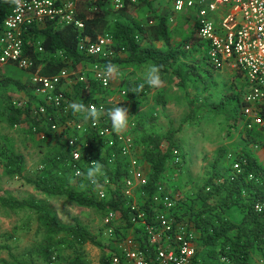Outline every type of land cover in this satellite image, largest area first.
<instances>
[{"label":"trees","instance_id":"obj_1","mask_svg":"<svg viewBox=\"0 0 264 264\" xmlns=\"http://www.w3.org/2000/svg\"><path fill=\"white\" fill-rule=\"evenodd\" d=\"M75 1L78 16L85 24L83 30L74 25H60L56 21L46 20L29 26L28 30L24 32L25 55L34 60L33 71L39 69L42 75L53 76L63 69H67L71 74L73 72L78 73L85 65L91 67L96 62L103 63L104 66L109 62L114 66L129 62L152 64L159 68L161 76L171 74L177 79L178 87L184 89H187L190 81L204 83V70H202L200 62L187 63L181 60L183 56L181 47H173L171 43L169 19L164 15L155 13L151 0H136L135 3L128 0L125 8L119 11L113 10L108 5V0ZM15 2L16 0H0V31L6 17L13 12ZM141 7H146L152 13L150 21H154V24L146 27L131 18H125L130 9ZM114 12H117L120 17L112 22L111 15ZM197 31L198 29L195 27L191 35L185 39L184 44L186 46H198L196 50L201 53L205 52V63L209 64L207 42L201 41ZM105 34H109L113 38V47L116 50L114 58L87 56L79 50L78 46L81 38L85 41H97L99 37ZM137 36H139V39H137ZM145 41L146 44H144ZM155 41H163L167 48L164 50L157 49L153 45ZM40 46L43 47V51L39 50ZM202 57L204 56L202 55ZM236 71L240 76L243 75L241 71ZM206 73L212 75L209 71H206ZM124 82L126 85L125 93L130 98L133 107L136 108L139 102L135 98L134 89L138 85L144 84V88L137 95L143 96L147 91H150V88L144 82H132L130 80ZM30 84H23L19 79L0 73V91L14 86L25 91L29 96L28 103L22 102L20 106L18 103L21 102L7 97L4 100L1 114L9 126H18L25 123L28 126L30 135L35 136L39 132H43L46 134V140L56 134L47 126L41 125L40 120L37 121L31 116V104H45V102L30 94L28 90ZM94 91L104 92L107 89L89 75L83 80H78L73 89H65L64 94L68 98H74L80 104H85L88 107ZM156 100L161 105L166 104L165 95L161 91L156 94ZM189 103L192 110L193 101ZM242 104L243 101L239 95H229L220 103L213 105L212 111L229 113L228 119H231L235 126L238 120L243 118L241 114ZM46 106L48 115L53 116L55 108L50 105ZM191 118L192 115L185 120ZM109 125L112 126V122H109ZM176 132L177 129H172L164 136L150 134L144 140L146 145L140 162L146 161L150 164L147 173L148 184L143 187L149 196L161 183V179L170 164L180 166L186 160L184 152H181L175 140ZM247 134L249 140L255 143L258 142L257 138L259 136L264 138V134L251 129H247ZM63 147L64 151L48 159L50 163L45 164L39 170V174L35 179L27 178L26 182L32 184L38 192L43 193L48 198L55 196L67 197L80 206L96 208L103 211V213L116 208V211L118 210L121 214L120 218L123 217V219L129 220L128 211L123 205L124 198L121 187L124 175L127 172V157L122 156L118 148L112 149V151L108 149L107 154L104 156H101L99 151L97 152V159L103 171L101 177L98 176L97 179L100 182L110 181V184H107L109 187L108 196L99 199L95 192V186L86 177L87 170L91 168L87 162L82 165V177L76 179L84 181L88 195L76 190L75 185L72 183L74 172L70 150L67 143ZM175 151H177L180 158L178 163L175 162L177 155ZM110 152L112 154L114 152L116 155L113 161L114 164L109 161ZM3 156L6 172L9 175L22 177L24 156L10 149L5 150ZM238 159H241L243 167V173L238 178L231 179L232 167L230 164V171L226 178L221 179L218 175L211 177L206 182L203 192L199 193V199L196 203L189 204L180 197L173 212L179 218L189 221L194 228L198 242L197 255L206 264H252L253 255L260 252V245L264 238V212H256L254 206L257 202L264 203V180L251 181L247 177L250 173L256 175L264 173V167L248 151L232 158V161ZM0 203L11 211L27 210L39 217L46 245L43 256L48 263L53 258H55V262L57 261L56 247L63 244L67 237L71 238L78 247H83L87 243L102 247L104 245L81 223L72 226L62 224L44 200L33 196L19 199L10 194H5L0 196ZM129 225L130 223L127 226ZM104 247L108 250L107 244ZM1 249H9V247L0 245ZM223 257L226 261H221ZM0 262L8 264L2 259H0ZM71 264H87V262L83 256L79 255ZM100 264H110L106 254L102 256Z\"/></svg>","mask_w":264,"mask_h":264},{"label":"built area","instance_id":"obj_2","mask_svg":"<svg viewBox=\"0 0 264 264\" xmlns=\"http://www.w3.org/2000/svg\"><path fill=\"white\" fill-rule=\"evenodd\" d=\"M127 1L108 0V5L119 11L125 8ZM192 8L196 10L197 35L201 41L207 42L209 64L217 69L232 67L243 73L245 93L241 114L246 131L251 129L264 134V0H175L174 9L177 12ZM46 20L56 21L60 25H74L80 30L85 28L78 16L75 0H16L13 12L6 17L0 31V69L11 64L31 72L32 93L46 105L54 107L55 113L49 116L45 104L33 103L30 114L37 121L40 120L41 125L64 135L75 178L82 177L85 162L91 168L99 164L97 149L100 144L118 148L121 155L127 157V172L121 187L129 220L120 218L121 214L116 208L106 212L104 225L108 235L109 263L203 264L197 255L194 228L189 221L173 214L180 195L171 193L162 182L150 196L143 189L148 184V171L140 158L132 155L135 150L132 139L113 131L108 119L101 116L102 106L88 105V110L98 113L95 119L89 118L86 113L83 119L76 118V113L70 107L71 99L64 94V84L71 74L67 69L53 76L42 75L39 69L32 70L35 62L25 55L23 35L29 26ZM78 47L87 56H116L113 38L109 34L99 37L97 41L81 38ZM39 50L43 51V47L40 46ZM104 68L103 63L96 62L90 71L96 81L109 89L113 75L106 76ZM77 78L83 80L85 73L80 71ZM21 104L18 103L19 106ZM71 131L75 134H70ZM37 135L46 138L43 132ZM175 162H180L178 154ZM231 167V179L243 173L241 159L233 161ZM247 179L263 181L264 173H250ZM107 184H110L109 180L92 184L99 199L108 196ZM254 207L256 212H264L263 202H257ZM260 246V257L256 264H264V238ZM222 260L226 261L224 257ZM55 263L53 258L49 264Z\"/></svg>","mask_w":264,"mask_h":264},{"label":"rangeland","instance_id":"obj_3","mask_svg":"<svg viewBox=\"0 0 264 264\" xmlns=\"http://www.w3.org/2000/svg\"><path fill=\"white\" fill-rule=\"evenodd\" d=\"M151 3L156 7V13L159 15L164 13V9H162L164 7L163 2L151 0ZM186 13L178 14L179 17L184 18V22L176 17V13L174 14L175 21L169 25L171 42L173 47H181L183 53V59L181 58V60L187 63L200 62V66L204 70V83L190 81L187 89H184L178 87L177 84L175 85L174 77L171 74H165L166 78L161 79L163 84L161 83L160 86L152 87L148 85L150 88L152 87L150 91L153 89V93L148 91L142 97L135 96L139 105L134 108L130 98L125 93L126 85L124 81L146 83V72L154 65L122 63L115 66L118 72L113 75L112 86L104 92L94 91L89 104L102 106L101 116L104 117L105 115L109 117L108 113L114 106L128 108L131 115L129 127L121 133L132 139L135 147L132 155L140 159L143 158V150L146 145L144 140L150 134L164 136L172 129H177L175 140L181 152H184L186 160L180 166L170 164L161 182L167 186L171 193L180 195L181 198L191 204L198 201L199 193L203 192L206 182L211 177L218 175L221 179L226 178L230 171V164L233 163L232 158L237 157V155L248 151L264 167V138L259 136L256 143L249 140L242 119H239L234 126L233 121L228 119L229 113L212 111L213 105L220 103L229 95L237 94L242 99L245 93L243 78L232 67L217 69L205 63V52L201 53L196 50L198 46L189 45L190 47L187 48L184 42L192 31L193 23ZM151 15L152 13L146 7L134 9L130 13V17L134 21L146 27L152 25ZM174 15L167 14L168 17ZM116 18L117 12H114L111 15V21L113 22ZM177 19L179 20L177 21ZM144 44H146V41ZM153 45L160 50L167 48L162 41H155ZM80 71L85 73V77L89 75L93 77V73L88 66ZM206 71L211 72L212 75H208ZM0 73L19 79L23 84L30 83L28 72L17 66L2 68ZM78 73L73 72L69 76L73 86L78 81ZM170 77H173L172 81L169 79ZM28 88L30 94L34 95L32 86L28 85ZM160 90L165 95V105L157 103L156 94ZM7 97H11L18 102L29 100V96L25 91L14 86L7 87L1 90L0 93V187L2 189L0 196L10 194L19 199L33 196L44 200L62 224L72 226L81 223L89 229L97 240L106 245L108 241L107 228L104 225L106 212L103 213V211L96 208L80 206L67 197L55 196L48 198L43 193L38 192L32 184L26 182L27 178H36L39 170L45 164L50 163L48 159L64 151L63 145L67 143V140L60 132H56V135L46 140L39 135L32 136L29 134L28 126L25 123L18 126H9L1 114L4 100ZM190 101H193L192 110ZM71 102L72 104H80L74 98H71ZM73 112L75 111L73 110ZM228 112L230 111L228 110ZM75 113L77 119L85 117V112ZM191 115L192 118L186 121L185 119ZM70 134H75V132L71 131ZM7 149L21 153L24 156L22 177L9 175L6 172L3 153ZM108 149L112 151V147H104L100 144L97 150L101 156H104L107 154ZM109 158L113 163L115 159L114 152L113 154L110 152ZM143 164H145L148 171L150 164L146 161H143ZM102 172L101 169L100 177L103 174ZM61 174L63 175V173ZM72 183L77 191L88 195L84 181L82 182L74 177ZM0 245L9 247V249L0 250V259L8 264H49L43 256L46 245L41 221L33 212L27 210L11 211L0 203ZM104 245L102 247L87 243L83 247H78L71 238L67 237L63 244L56 247L55 255L58 258L55 264H71L79 255L83 256L87 264H100L102 256L107 255V249ZM255 262L254 257L252 264H255ZM0 264H4V262H0Z\"/></svg>","mask_w":264,"mask_h":264},{"label":"clouds","instance_id":"obj_4","mask_svg":"<svg viewBox=\"0 0 264 264\" xmlns=\"http://www.w3.org/2000/svg\"><path fill=\"white\" fill-rule=\"evenodd\" d=\"M118 69L109 62L105 68L104 73L106 76L111 77L112 75L116 74ZM146 83L152 87H158L162 83L161 75L159 68L156 66H152L146 72ZM144 88V84L138 85L135 89V93H139ZM70 107L75 112H85L89 118L95 119L98 116V113L95 110H88L85 104H77L73 103ZM111 122H112V129L116 134H120L121 132L127 130L129 127V120L130 114L129 110L125 106H114L110 112L108 113ZM101 174V167L99 164H96L94 167L89 168L86 172V177L92 184L98 183V176Z\"/></svg>","mask_w":264,"mask_h":264},{"label":"crops","instance_id":"obj_5","mask_svg":"<svg viewBox=\"0 0 264 264\" xmlns=\"http://www.w3.org/2000/svg\"><path fill=\"white\" fill-rule=\"evenodd\" d=\"M152 1H156V0H152ZM157 1H161V2H163V8L162 9H164V13L163 14H161V15H164V16H166V17H168L167 16V14H175L176 13V17L177 18H179L180 20H181V22H184V18H181V17H179L178 16V14H180L181 15V13H185V12H187L186 14H187V16H189V18H190V21L193 23V28H192V31L195 29V27H196V10L195 9H185L184 11H182V12H177V11H175V9H174V0H157ZM174 2V3H173ZM154 7V6H153ZM134 9H130L129 11H128V14L125 16V18H131L130 17V13H132V11H133ZM154 10H155V13H156V7H154ZM221 11V10H220ZM158 12V11H157ZM158 14V13H157ZM117 17H120L119 15H117ZM174 18H175V15L174 16H172V17H168V19H169V25H170V23H173L175 20H174ZM132 19V18H131ZM179 19H177V21L179 20ZM191 23V24H192ZM151 24H154V21H153V23H151ZM192 31H191V33H192ZM191 33L189 34V36L191 35ZM163 42V41H162ZM164 43V42H163ZM172 43V42H171ZM165 44V43H164ZM173 45V44H172ZM206 46H207V43H206ZM167 47V46H166ZM8 66H10V67H15L14 65H11V64H8V65H6V66H4L3 67V69H5L6 67H8ZM83 68H86V65L83 67ZM82 68V69H83ZM28 72V74L30 75L31 74V72H29V71H27ZM164 78H166L165 76H161V79H163L164 80ZM173 78V77H172ZM172 78L170 77L169 79L172 81ZM73 80V79H72ZM30 83H31V78H30V81H29ZM76 82V81H75ZM132 82H134V81H132ZM174 83H175V85L177 84V79L176 78H174ZM113 84V83H112ZM163 84V83H162ZM31 85V84H30ZM73 82L71 81V79H68L67 81H66V83L64 84V90L68 87L69 89L71 88V89H73ZM178 86V85H177ZM245 86V85H244ZM150 88V87H149ZM152 88V87H151ZM150 88V89H151ZM160 89V88H159ZM67 90V89H66ZM160 91H162V90H160ZM148 92V91H147ZM150 92H152L153 93V89H152V91H150ZM163 93V92H162ZM145 94H147V93H145ZM34 96V95H33ZM136 97H142V96H137V93H136V95H135ZM35 97V96H34ZM36 98V97H35ZM37 99V98H36ZM137 99V98H136ZM130 102H131V100H130ZM34 104H36V103H34ZM59 115V117H61V113H59L58 114ZM58 117V118H59ZM105 118L106 119H108V121L109 122H111V119H110V117H107L106 115H105ZM123 134V133H122ZM197 235V234H196ZM196 245H197V248H198V242L196 241ZM253 257H255V260H256V262L258 261V259H259V257H260V252H258V253H256V254H254L253 255ZM201 260H202V262H203V264H206L204 261H203V259L201 258ZM221 261H223L222 259H221ZM256 262H255V264H256Z\"/></svg>","mask_w":264,"mask_h":264}]
</instances>
